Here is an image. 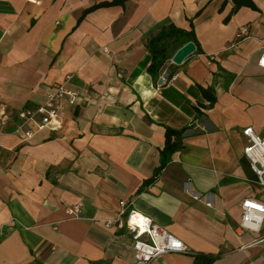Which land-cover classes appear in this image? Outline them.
<instances>
[{"label":"crops","instance_id":"obj_1","mask_svg":"<svg viewBox=\"0 0 264 264\" xmlns=\"http://www.w3.org/2000/svg\"><path fill=\"white\" fill-rule=\"evenodd\" d=\"M113 1L0 0V109L35 108L67 77L81 95L56 133L21 143L16 116L1 128L0 264H134L132 233L103 225L122 200L189 249L151 264H264L260 234L238 230L242 202L264 204L243 135H264V0L232 16V0H127L80 22ZM162 26L193 30L200 51L154 78ZM167 128L183 148L155 178Z\"/></svg>","mask_w":264,"mask_h":264},{"label":"built area","instance_id":"obj_2","mask_svg":"<svg viewBox=\"0 0 264 264\" xmlns=\"http://www.w3.org/2000/svg\"><path fill=\"white\" fill-rule=\"evenodd\" d=\"M247 33L246 27L241 28L239 38L246 36ZM258 66L264 69V36ZM70 80L71 77H67L63 82L50 85L46 90L43 102L35 108L23 109L16 114L0 109V131L15 116L18 122L13 133L18 136L21 143H29L42 132L56 133L60 131L63 127L65 112L77 106L81 101L80 93L71 87ZM243 135L248 141L244 155L250 163L251 170L257 176L258 183L264 186V135H259L250 127L243 130ZM82 207V203H77L68 209V214L77 219L80 217ZM241 209L242 220L238 230L241 232L251 230L259 233V237L250 246L264 245V204L245 199ZM95 223L99 224L100 222L96 221ZM103 223L107 229L115 226L118 229L126 228L132 233L135 252L134 264H151L157 257L168 253L189 252L188 247L181 240L154 223L150 218L131 210L130 204L125 200L120 202L117 218Z\"/></svg>","mask_w":264,"mask_h":264},{"label":"trees","instance_id":"obj_3","mask_svg":"<svg viewBox=\"0 0 264 264\" xmlns=\"http://www.w3.org/2000/svg\"><path fill=\"white\" fill-rule=\"evenodd\" d=\"M127 0H115L111 3H103L100 5L93 6L84 11L80 22L84 19V17L102 7H111L120 5ZM234 3V8L232 9L231 16L235 14L240 8L248 7L253 10H256L255 5L253 4L252 0H232ZM239 40L241 38H238ZM189 42H193L196 45L197 51H200V46L197 41L196 35L194 31H184L180 29H176L174 26H169L165 28L162 26L160 33L151 38L147 42V48L151 54V65L149 67V73L154 77L157 78L160 74V70L164 67L165 63L172 59L170 54V50H178L184 45ZM171 67L174 65H170ZM169 77L172 72L168 70ZM211 90H205L203 93L207 98H209L210 106H213L216 102L215 97H209ZM211 96V94H210ZM185 130H174L167 128L166 130V138H165V147L161 153V164L159 168L156 170L154 177L156 178L162 171V169L166 166L168 162L173 159V156L183 148V134ZM214 257H205V256H198L196 260V264H211L214 260Z\"/></svg>","mask_w":264,"mask_h":264},{"label":"water","instance_id":"obj_4","mask_svg":"<svg viewBox=\"0 0 264 264\" xmlns=\"http://www.w3.org/2000/svg\"><path fill=\"white\" fill-rule=\"evenodd\" d=\"M196 52V45L193 42H189L180 49L177 50V52L174 54V56L171 59V63L174 65H181L185 62L186 59H188L192 54ZM169 71H165L163 74V77L160 78L159 84L162 85L165 78L168 76Z\"/></svg>","mask_w":264,"mask_h":264}]
</instances>
